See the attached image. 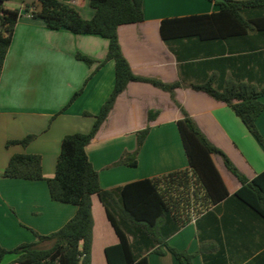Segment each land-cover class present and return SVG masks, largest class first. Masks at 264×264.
Here are the masks:
<instances>
[{
    "label": "crops",
    "instance_id": "0c3cea01",
    "mask_svg": "<svg viewBox=\"0 0 264 264\" xmlns=\"http://www.w3.org/2000/svg\"><path fill=\"white\" fill-rule=\"evenodd\" d=\"M59 1L72 6L83 19L93 15L84 0ZM36 2L24 0L20 8L0 75V247L6 250L24 243H36L39 248L46 242L38 243L35 233L44 236L57 231L76 212L73 205L51 200L44 180L4 177L10 157L39 155L43 177L52 178L61 140L90 130L93 116L99 113L114 85V63L107 61L98 67L106 56L108 41L46 28L42 19L23 10L25 4ZM11 3H4V7L11 9L7 6ZM218 9L207 0H143V21L119 25L117 38L134 75L168 84L183 81L184 87L174 90L176 102L208 141L252 180L264 172L263 147L230 107L188 85L211 79L216 89L239 84L264 86V30L225 39L182 38L171 41L170 47L159 31L164 19L210 14ZM76 54L93 63L76 60ZM149 111H157L151 122L147 121ZM180 118L168 93L148 84L128 83L85 148L100 187L108 191L186 169L176 127ZM255 125L264 141V110ZM147 126L149 132L137 155V166L116 164L123 153L134 152L135 134ZM27 136L33 138L26 146L8 145ZM211 160L228 196L191 216L167 239L168 244L194 254L191 264H264V219L231 197L240 189V182L219 156L212 155ZM90 200L92 240L105 235L109 239L107 243L99 241L103 252L105 247L117 244L118 238L96 195ZM161 249L162 255L147 254L148 264H179L165 247ZM16 257L7 264H14Z\"/></svg>",
    "mask_w": 264,
    "mask_h": 264
},
{
    "label": "trees",
    "instance_id": "16d2710c",
    "mask_svg": "<svg viewBox=\"0 0 264 264\" xmlns=\"http://www.w3.org/2000/svg\"><path fill=\"white\" fill-rule=\"evenodd\" d=\"M14 1L18 0H0V75L20 16V9L5 8L4 3ZM21 1L24 3V0ZM85 1L93 10V15L88 20L83 19L72 6L59 0H37L36 3L25 4L23 7L31 17L42 19L48 29H63L74 34L95 35L106 39V56L98 67L107 61L114 63V85L99 113L93 116L90 130L63 137L52 178L43 177L39 155L15 154L10 157L2 173L4 177L44 180L51 200L73 205L76 212L57 231L44 236L35 233L38 243L49 242L50 247L38 248L36 243H24L12 250L0 247V263L7 255L13 254L17 256L14 264H90L93 224L90 197L96 195L118 238L117 244L104 248L106 264H148L147 254L162 255V246L179 264H191L194 254L170 246L167 239L183 228L191 216L207 210L228 196L211 156H219L225 168L241 184L240 189L231 197L263 219L264 172L248 180L220 149L208 141L175 100L174 90L184 87L182 80L168 84L132 73L121 53L116 30L119 25L143 21V0ZM207 1L218 5V11L161 21L160 36L168 47L171 41L182 38L225 39L264 30V0H224L223 3ZM75 58L87 65L93 63L80 54H76ZM130 82L148 84L168 93L181 114L176 127L188 167L106 191L99 185L98 173L89 162L85 148L106 120L118 95ZM188 86L230 107L264 149V141L255 125L256 119L264 110L261 100L264 99V86L239 84L216 89L212 86L211 79ZM81 92L82 89L74 93L66 107ZM156 116L157 111H149L147 121H153ZM148 132V126L138 131L135 134L134 152L123 153L116 164L136 167L137 155ZM32 138L27 136L20 141H10L8 145L26 146Z\"/></svg>",
    "mask_w": 264,
    "mask_h": 264
},
{
    "label": "rangeland",
    "instance_id": "374dc122",
    "mask_svg": "<svg viewBox=\"0 0 264 264\" xmlns=\"http://www.w3.org/2000/svg\"><path fill=\"white\" fill-rule=\"evenodd\" d=\"M34 1H37V0H34ZM85 1V0H84ZM31 2V1H30ZM85 5L86 7L91 10V8H89L87 2L85 1ZM22 1L21 0H18V1H14L12 2L11 4H7L8 7H10L11 9H20L21 6H22ZM103 238H98V240H95L93 239L92 240V244H91V250H90V261H91V264H105V260H104V254L102 252V250L100 251V244H99V241L102 240L103 242H109V239L108 237L105 235V236H102ZM51 246V243H43L39 246V248H48ZM12 258H15V255H12V254H9L7 255L4 260L0 263V264H7L9 263L8 261Z\"/></svg>",
    "mask_w": 264,
    "mask_h": 264
},
{
    "label": "water",
    "instance_id": "95a60500",
    "mask_svg": "<svg viewBox=\"0 0 264 264\" xmlns=\"http://www.w3.org/2000/svg\"><path fill=\"white\" fill-rule=\"evenodd\" d=\"M216 2H218V3H223L224 2V0H215Z\"/></svg>",
    "mask_w": 264,
    "mask_h": 264
}]
</instances>
